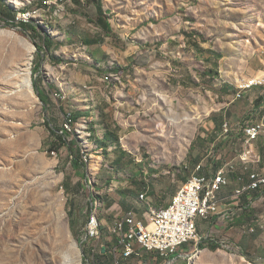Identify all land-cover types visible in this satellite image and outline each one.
Wrapping results in <instances>:
<instances>
[{
  "label": "rangeland",
  "instance_id": "obj_1",
  "mask_svg": "<svg viewBox=\"0 0 264 264\" xmlns=\"http://www.w3.org/2000/svg\"><path fill=\"white\" fill-rule=\"evenodd\" d=\"M100 2L109 30L93 0H0V264H112L114 220L166 205L196 165L213 174L234 159L241 139L218 137L223 123H255L264 107V84L236 96L264 71V0ZM93 196L100 243L81 245ZM244 202L243 222L202 221L213 239L182 245L170 264H264V229H233L264 228V207ZM141 255L129 262L172 257Z\"/></svg>",
  "mask_w": 264,
  "mask_h": 264
},
{
  "label": "built area",
  "instance_id": "obj_2",
  "mask_svg": "<svg viewBox=\"0 0 264 264\" xmlns=\"http://www.w3.org/2000/svg\"><path fill=\"white\" fill-rule=\"evenodd\" d=\"M262 72L264 74V71ZM261 78H264V75ZM261 78L257 79V83L253 85H261ZM245 90L239 89L236 94L237 98L241 97ZM70 125L67 116L60 132L64 134L70 130ZM259 125H264L263 120H260L257 126ZM257 126L250 134L240 136L243 150L238 154L237 160H230L221 165L220 175H213L211 172L201 173V165H196V172L182 183V191L172 196L170 200L172 211H166L164 220H147L143 214L138 216L133 210H128L117 217L111 228L118 240V244L113 247V264H131L129 261L140 258L142 252L157 253L165 258L172 256L167 260V263L170 264L186 254L179 252L178 243H185V245L192 243L193 246L190 248H195L201 241L212 240L213 230L209 228L204 235H200L197 221H211L218 217L226 223L233 222L235 218L234 208L239 206L238 203L241 200H234V207L231 209L222 210L220 206H216L212 210H205L204 204H199V197H208L214 190L223 191L230 184L229 175L235 173L239 166L242 168V174L236 176L238 186L233 191L238 192L239 187H244V178L254 179L252 190H247V195H245L248 196L249 200L247 207L252 208L257 203L260 207H264V168L263 170H255V167L250 166V162H245V154L253 155L254 142L260 137L257 135ZM228 132V124L224 122L221 135ZM51 152L55 155L54 150ZM206 178H213V186H206ZM257 229L264 228L240 227L239 231L242 234H252ZM94 232L89 212L81 245L86 244L91 239L94 240ZM221 244L232 250L236 249V245L230 239L222 240ZM117 252L120 253V257L116 255Z\"/></svg>",
  "mask_w": 264,
  "mask_h": 264
},
{
  "label": "bare ground",
  "instance_id": "obj_3",
  "mask_svg": "<svg viewBox=\"0 0 264 264\" xmlns=\"http://www.w3.org/2000/svg\"><path fill=\"white\" fill-rule=\"evenodd\" d=\"M263 72H260L258 75H256L254 78L250 79L249 81L242 83L239 85L240 89H248L253 84L257 83V79L261 78L263 76ZM264 84V78H261V85ZM69 118V122H71V117L70 114L67 115ZM260 121H257L255 123H250L246 125H242V135H247L252 132V130L259 124ZM264 122V121H263ZM257 135H263L264 136V125H259L257 126ZM256 141V140H255ZM250 154H245V162H249V156ZM256 170V169H255ZM262 170V169H260ZM195 172H196V167H195ZM194 172V173H195ZM213 175H220V167H218ZM206 186H213V178H206ZM254 186V179L252 178H247V182L244 184V187H239L238 192L234 191L235 196H241L244 193L247 192V190H252ZM88 187V186H87ZM182 191V185L178 188L175 194H178ZM217 190H214V192L210 193V196L208 197H199V204H204L205 210H212L216 206H219L220 199L217 196ZM95 193V192H94ZM141 198H144V194L141 195ZM99 197L93 196L92 201H91V209H90V216H91V222L93 225V230L94 232V240L98 243H100V238H101V222L99 220V211H100V202H99ZM166 211H172V202H169L167 206L161 207L158 209H150L148 212V216L143 214L147 220H164ZM250 228H254V226H251ZM96 244V243H95ZM182 245H185V243H178V249ZM223 245V244H222ZM224 246V245H223ZM227 250H232L228 247H225ZM105 251V247L102 246L101 250ZM196 249V248H194ZM113 251V248L111 249ZM193 252V251H192ZM193 254V253H192ZM113 262V261H112ZM113 264V263H112Z\"/></svg>",
  "mask_w": 264,
  "mask_h": 264
},
{
  "label": "crops",
  "instance_id": "obj_4",
  "mask_svg": "<svg viewBox=\"0 0 264 264\" xmlns=\"http://www.w3.org/2000/svg\"><path fill=\"white\" fill-rule=\"evenodd\" d=\"M263 109L260 111V114H259V119H256V121H260V120H263L264 121V107H262ZM249 124V123H248ZM236 126V124H234V125H231V127H230V130H229V132L227 133V134H222V135H219L218 137H222V139H224L225 137H227V138H229V137H237L236 139L237 140H240L241 139V133H240V130H239V127H235ZM208 127L210 128V130L209 131H207V134H209L210 132H211V130H213V128H214V124L213 123H210L209 125H208ZM206 134V133H205ZM241 141V145H242V148L241 149H243V144H242V140H240ZM250 156V158H249V162L251 163V167L253 168V167H255V169L256 170H260V169H262L263 170V168H264V136L263 135H261L255 142H254V147H253V155L252 154H250L249 155ZM237 157H238V155L237 156H235V158L234 159H232V160H237ZM239 174H242V168L239 166L238 167V169H237V171L235 172V173H231L229 176H230V184L228 185V186H230L231 184H233V183H237V181H236V176L237 175H239ZM247 182V178H244V184ZM181 185V184H180ZM179 185V186H180ZM226 188V190H227V187H225ZM225 188L223 189V191L222 190H217L216 192H217V196H218V198L220 199V202H219V206L221 207V209L222 210H226V209H231V208H233L234 207V200H241L242 198H244V200H245V202L244 203H242L241 205H240V208H243V209H247V210H249V211H251L252 210V208H250V207H247V204L249 203V200H248V196H245V195H247V192L246 193H244L243 195H241V196H238V197H235V196H232V194H233V192H232V194L231 195H227V194H225ZM177 191V190H176ZM175 194V193H174ZM173 194V195H174ZM172 195V196H173ZM172 198V197H171ZM231 199V201H229V202H226V201H228V200H230ZM171 200V199H170ZM145 202V201H144ZM149 202V201H148ZM170 202V201H169ZM168 202V203H169ZM168 203L166 204V205H164L163 207H165V206H167L168 205ZM145 204H147V202H145ZM115 207V205H110V206H108L107 208H106V210H108V212H111V210L113 211V208ZM146 207V206H145ZM247 207V208H246ZM246 210V211H247ZM244 214L245 213H242V215H239V216H237L238 218L237 219H235L236 221H234V222H231V223H235V224H237V222H243L244 221ZM259 217H260V215H259ZM212 221H214V219L213 220H211L210 222H212ZM198 222V224H202L203 222H206V223H209V221L208 220H206V221H197ZM215 224L217 225V223H213L212 222V224H211V226H215ZM248 224H244V225H242V226H234L233 227V229H237V230H239L240 229V227L241 228H245L246 226H247ZM232 226V225H231ZM203 234V233H202Z\"/></svg>",
  "mask_w": 264,
  "mask_h": 264
},
{
  "label": "trees",
  "instance_id": "obj_5",
  "mask_svg": "<svg viewBox=\"0 0 264 264\" xmlns=\"http://www.w3.org/2000/svg\"><path fill=\"white\" fill-rule=\"evenodd\" d=\"M93 1L95 2L96 6H97L98 13H99L98 18H97V22L99 23V25H100L103 29H105V30H109V28H110V23H109V21H108V20L106 19V17H105L104 10H103V7H102V3L100 2V0H93ZM33 30H35L34 27H33ZM43 42H44L43 45H45V46H44L45 49H46L47 51H49V49H50V43H51L49 37H48V36H44V38H43ZM37 49L40 50L41 48L38 46ZM36 66H37V65H35V67H34L35 70L37 69ZM34 87H35V90H36L37 95L39 96V98L41 99V101H42V102L44 103V105L46 106V105H47V96H46V94H44V91L40 89V87L38 86V83H37L36 81H35V83H34ZM263 98H264V97H263ZM79 115H80V113L70 114V116H71V118H72V124H73L74 121L78 118ZM217 116H218L217 114H212V115H211V117H213V118H217ZM51 132H52V134L56 135L55 131L52 130ZM108 135H109V134H108V131L105 130V137H108ZM56 139H57V141H58V140H62V139H63V136H62V135H56ZM61 143H64V142L61 141ZM52 148H55V147H50L51 150H53ZM72 161H73V162H72V165H73L74 167H77V166H78V157H76V158L73 159ZM73 234H74V233H73ZM105 251H106V250H105Z\"/></svg>",
  "mask_w": 264,
  "mask_h": 264
},
{
  "label": "water",
  "instance_id": "obj_6",
  "mask_svg": "<svg viewBox=\"0 0 264 264\" xmlns=\"http://www.w3.org/2000/svg\"><path fill=\"white\" fill-rule=\"evenodd\" d=\"M72 245H76V242H75V240L74 239H72Z\"/></svg>",
  "mask_w": 264,
  "mask_h": 264
}]
</instances>
